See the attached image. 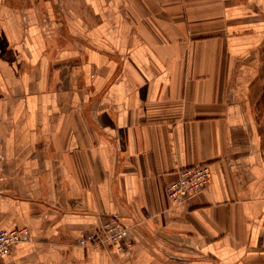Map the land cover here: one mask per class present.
I'll list each match as a JSON object with an SVG mask.
<instances>
[{"label":"crops","instance_id":"1","mask_svg":"<svg viewBox=\"0 0 264 264\" xmlns=\"http://www.w3.org/2000/svg\"><path fill=\"white\" fill-rule=\"evenodd\" d=\"M111 217L126 252L78 245ZM21 227L0 264H264V0H0V230Z\"/></svg>","mask_w":264,"mask_h":264},{"label":"built area","instance_id":"2","mask_svg":"<svg viewBox=\"0 0 264 264\" xmlns=\"http://www.w3.org/2000/svg\"><path fill=\"white\" fill-rule=\"evenodd\" d=\"M211 179V172L206 164L184 167L178 170L176 178L165 186V193L171 204L188 202L204 191ZM30 231L27 227L12 230H0V262L6 257L13 245L29 241ZM129 231L114 217L107 219L92 232L81 237V247H113L118 252H126L130 247Z\"/></svg>","mask_w":264,"mask_h":264}]
</instances>
